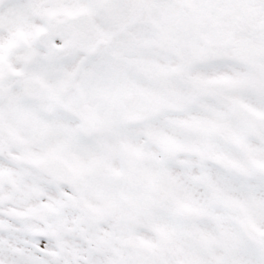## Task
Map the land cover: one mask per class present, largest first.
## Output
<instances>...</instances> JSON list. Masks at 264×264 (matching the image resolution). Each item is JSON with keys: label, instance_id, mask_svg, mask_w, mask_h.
I'll return each instance as SVG.
<instances>
[{"label": "snow or ice", "instance_id": "6c2138e0", "mask_svg": "<svg viewBox=\"0 0 264 264\" xmlns=\"http://www.w3.org/2000/svg\"><path fill=\"white\" fill-rule=\"evenodd\" d=\"M0 264H264V0H0Z\"/></svg>", "mask_w": 264, "mask_h": 264}]
</instances>
